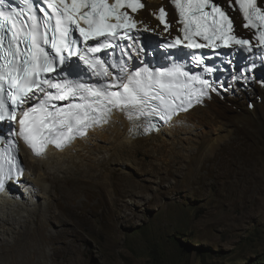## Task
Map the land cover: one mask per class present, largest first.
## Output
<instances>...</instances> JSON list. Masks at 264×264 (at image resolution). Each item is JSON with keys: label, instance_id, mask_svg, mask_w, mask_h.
I'll return each instance as SVG.
<instances>
[{"label": "snow or ice", "instance_id": "1", "mask_svg": "<svg viewBox=\"0 0 264 264\" xmlns=\"http://www.w3.org/2000/svg\"><path fill=\"white\" fill-rule=\"evenodd\" d=\"M12 2L0 0V120H16L21 109L17 135L36 155L49 144L59 148L84 135L87 128L107 122L114 109L127 113L129 120L153 115L169 120L208 95L210 82L189 76L180 67L129 72L121 65V76L99 85L52 76L76 57L94 76L111 77L109 66H118L98 54L115 48L112 42L117 39H132L130 34L139 29L130 13L143 7L140 0H18L19 7H12ZM171 3L178 15V35L168 47L250 46V40L235 34L236 25L213 0ZM228 6H238L243 28L253 31V38L264 47V7L258 0H235V4L229 0ZM156 18L168 32L171 26L163 8ZM37 94L43 99L25 108ZM16 167L15 156L8 151L0 154V188Z\"/></svg>", "mask_w": 264, "mask_h": 264}, {"label": "rangeland", "instance_id": "2", "mask_svg": "<svg viewBox=\"0 0 264 264\" xmlns=\"http://www.w3.org/2000/svg\"><path fill=\"white\" fill-rule=\"evenodd\" d=\"M218 1L224 4V0ZM256 80L244 87L247 97L242 89L238 93L241 85L234 84L238 96L243 94L244 108L248 101L261 100ZM232 119L239 139L226 144L217 158L202 155L206 159L201 161L206 146L194 153V138L187 140L189 136L184 135L183 141H170L163 148L159 163L149 166L152 171L139 170L140 154L119 161L106 149L97 151L89 165L104 168L112 186L102 212L94 217L93 228L70 216L61 227L78 232L64 239L66 243L75 241L74 248L23 260L4 261L0 254V264H264V133ZM236 156L241 163L234 161ZM22 159L29 164L24 154ZM121 168L129 175L128 186V182L121 183ZM253 172L262 175L255 178L261 185L248 189L244 181ZM96 182L100 187L106 181L99 177ZM138 182L144 187L143 199L140 191L135 196L124 191L138 188ZM119 207L131 220L119 219L123 213ZM76 223L79 228L73 226Z\"/></svg>", "mask_w": 264, "mask_h": 264}, {"label": "bare ground", "instance_id": "3", "mask_svg": "<svg viewBox=\"0 0 264 264\" xmlns=\"http://www.w3.org/2000/svg\"><path fill=\"white\" fill-rule=\"evenodd\" d=\"M142 2H145V7L139 11L137 18L142 19L144 23L150 21L151 25H154L156 8L168 0ZM255 79H257L255 87L260 93L261 100L255 99V102H252V109L247 107L248 102L245 108L241 102L243 94L245 97L248 96V91H245L244 87L250 86L247 78H244L239 88L234 86L236 80H232L230 83L232 91L229 89L228 94L211 96L186 113L179 114L170 123L160 125L156 131L146 130L149 128L142 118L134 117L129 120L127 113L114 111L107 122L92 128L84 137L62 150L50 148L43 155L35 157L23 147L21 155L24 154L29 163L24 164L25 181L20 187H14L12 194L6 191L4 195H0V254L3 255L4 261L9 258L31 259L34 256L45 258L51 256L50 252L74 248L75 241L66 243L64 239L68 234L76 236L78 232L73 231L71 227L70 231L61 227L62 224L69 222L70 216L82 219L93 228L94 217L102 212V206L104 207L109 195V187L112 186V182L106 177L107 174H104V168L89 165L97 158L99 150H108L119 161L133 159L140 154L139 170L146 171L149 166L159 163L157 157L170 141L171 143L183 141V135L189 136L187 140L194 138V153L202 151L203 148L199 149V146H206L204 153L199 156L201 161L206 159L203 156L216 155L217 158L226 144L239 139L232 118L237 124L264 133V83L260 84L264 81V73L260 78L253 74L249 82ZM236 88L238 93L241 92L240 89L245 91L242 96H238ZM188 148L187 153L191 150V147ZM234 161L241 163L237 156ZM32 164H36L37 167ZM153 169L150 168L149 171ZM119 176L123 177L120 179L121 183L128 182L126 183L128 186L130 179L124 168L120 169ZM261 176L258 172L248 174L244 181L245 187L249 189L261 185L255 180ZM99 177L106 181L100 187L96 182ZM137 186L138 188H124V191L134 196L135 191H140L141 194L144 187H140V182ZM139 197L144 198L142 194ZM62 207L68 208L69 211L61 210ZM122 208L119 213L123 211ZM126 213L123 211L119 216L121 221L131 220ZM77 225L78 223L73 226ZM48 246L50 250H47Z\"/></svg>", "mask_w": 264, "mask_h": 264}, {"label": "clouds", "instance_id": "4", "mask_svg": "<svg viewBox=\"0 0 264 264\" xmlns=\"http://www.w3.org/2000/svg\"><path fill=\"white\" fill-rule=\"evenodd\" d=\"M263 70H264V68H263ZM263 73H264V71H263ZM252 75H253V74H252ZM252 75H251V77H252ZM248 82H249V81H248ZM250 82H251V81H250ZM240 83H242V81H240L239 84H240ZM261 83H264V81H261L260 84H261ZM227 92H228V91H227ZM222 93H226V92H222ZM223 95H224V94H222L221 96H223ZM258 99H260V98L258 97ZM194 107H195V106H194ZM248 107H249V109H252V108H253V104H252L251 101H248ZM18 187H19V186H18ZM16 188H17V187H16Z\"/></svg>", "mask_w": 264, "mask_h": 264}]
</instances>
